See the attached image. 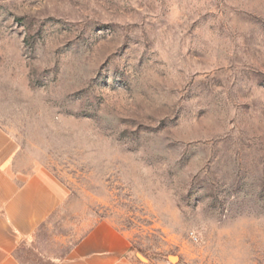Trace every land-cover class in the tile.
Segmentation results:
<instances>
[{"label":"rangeland","instance_id":"374dc122","mask_svg":"<svg viewBox=\"0 0 264 264\" xmlns=\"http://www.w3.org/2000/svg\"><path fill=\"white\" fill-rule=\"evenodd\" d=\"M0 127L69 190L22 264L101 221L145 264H264V0H0Z\"/></svg>","mask_w":264,"mask_h":264},{"label":"crops","instance_id":"0c3cea01","mask_svg":"<svg viewBox=\"0 0 264 264\" xmlns=\"http://www.w3.org/2000/svg\"><path fill=\"white\" fill-rule=\"evenodd\" d=\"M18 144L0 127V264H22L18 253L64 205L69 190L52 171L15 169ZM129 236L110 221L97 223L55 264H145Z\"/></svg>","mask_w":264,"mask_h":264},{"label":"bare ground","instance_id":"6f19581e","mask_svg":"<svg viewBox=\"0 0 264 264\" xmlns=\"http://www.w3.org/2000/svg\"><path fill=\"white\" fill-rule=\"evenodd\" d=\"M172 260L176 261V259H175V258H174V259L172 258Z\"/></svg>","mask_w":264,"mask_h":264}]
</instances>
